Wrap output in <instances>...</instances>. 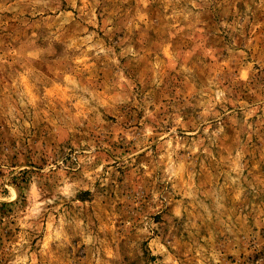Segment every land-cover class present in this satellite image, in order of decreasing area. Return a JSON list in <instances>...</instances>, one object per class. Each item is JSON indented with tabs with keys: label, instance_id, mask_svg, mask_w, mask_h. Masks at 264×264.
Masks as SVG:
<instances>
[{
	"label": "rangeland",
	"instance_id": "obj_1",
	"mask_svg": "<svg viewBox=\"0 0 264 264\" xmlns=\"http://www.w3.org/2000/svg\"><path fill=\"white\" fill-rule=\"evenodd\" d=\"M0 264H264V0H0Z\"/></svg>",
	"mask_w": 264,
	"mask_h": 264
}]
</instances>
